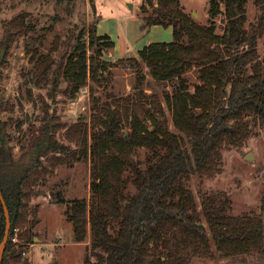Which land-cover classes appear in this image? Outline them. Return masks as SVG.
<instances>
[{"label":"trees","instance_id":"1","mask_svg":"<svg viewBox=\"0 0 264 264\" xmlns=\"http://www.w3.org/2000/svg\"><path fill=\"white\" fill-rule=\"evenodd\" d=\"M247 2L210 0L209 21L200 23L180 0H143L145 26H172L173 38L151 41L137 56L119 59L137 73L146 67L155 81L175 80L176 85L164 96L165 104L139 87L128 98L99 103L93 97L88 122L81 115L63 134L76 146L72 151L57 138L62 123L46 107L43 116L35 115L39 124L33 120L24 132L18 157L7 146L11 136L0 123V190L10 217L0 264H31L23 254L35 235L30 202L38 184L58 164L87 157L89 199L65 200L56 193L66 205L73 240H89L85 264H189L196 256L263 251L264 193L258 211L232 214L224 192L207 193L198 201L187 186L193 175L219 173L222 149L242 143L253 124H264V55L257 47L264 32V0H255L262 12L250 23ZM219 14L224 17L221 32L215 23ZM98 21L79 29L60 62L33 53L40 71L35 75L50 80L51 96L59 91L61 77L67 82L62 92L73 97L114 64L102 57L114 41L97 32ZM35 28V19L23 12L6 22L5 35ZM191 69L198 78L192 85L186 77ZM140 148L146 149L144 158L138 157ZM5 228L0 200V244ZM14 228L17 241L12 240Z\"/></svg>","mask_w":264,"mask_h":264},{"label":"rangeland","instance_id":"2","mask_svg":"<svg viewBox=\"0 0 264 264\" xmlns=\"http://www.w3.org/2000/svg\"><path fill=\"white\" fill-rule=\"evenodd\" d=\"M143 0H0V123H5L4 131L10 134L7 146H11L15 157L21 153L30 122L35 115L43 116L46 107L49 115L59 117L62 126L56 133L58 139L69 144L71 151L75 145L63 134L66 128L81 115L88 122L93 97L103 103L112 97L128 98L136 94L139 87L145 94H154L165 104L164 96L172 93L175 80L155 81L141 67L139 72L115 56L117 51L126 57L137 56L138 46L145 40L169 41L165 38L167 29L145 26L140 5ZM210 0H180L184 9L200 23L209 21ZM248 23L253 22L262 8L255 0L246 4ZM264 11V9H263ZM28 13L35 19L33 30L15 31L5 35L6 22L20 13ZM193 12L196 14L194 15ZM100 19L103 33L114 41L113 48H104L102 57L114 63L101 70L98 79L79 89L73 97L62 90L66 80L60 78L59 91L51 96L52 84L41 74L35 75L33 53L48 54L49 59L61 61L62 54L76 41L82 26ZM216 31L221 32L224 17H215ZM167 34V35H166ZM169 38L172 39V35ZM170 39V40H171ZM71 41V42H70ZM71 47V46H70ZM258 50L264 55V32L258 40ZM114 51V52H113ZM55 65H53V68ZM145 75L139 79L138 75ZM51 75V73H50ZM186 77L190 85L198 81L197 70L191 69ZM137 95V94H136ZM167 115L170 113L167 110ZM36 125L39 120H34ZM65 125V126H64ZM90 132V128H89ZM146 149L140 148L139 158H144ZM251 153L252 158H246ZM223 163L219 173L213 176L193 175L187 186L198 201L203 195L224 192L230 198L229 212L244 214L258 211L264 193V124H253L252 133L239 145L222 149ZM90 157L67 160L57 165L53 174L46 175L37 186L38 193L31 199V217L36 219L32 242L26 245L23 255L31 264H85L87 241L73 240V225L65 218V203L56 200V193L65 200L73 198L89 199L91 188ZM55 194V195H54ZM189 264H264V249L261 253L242 254L236 257H193Z\"/></svg>","mask_w":264,"mask_h":264},{"label":"water","instance_id":"3","mask_svg":"<svg viewBox=\"0 0 264 264\" xmlns=\"http://www.w3.org/2000/svg\"><path fill=\"white\" fill-rule=\"evenodd\" d=\"M193 14L195 15L196 13L193 12ZM246 158H252L251 153L247 154L246 155ZM0 200H1V203H2V206H3V209H4V212H5V217H6L5 233H4L3 239H2L1 244H0V263H1V260H2V257H3V252H4V249H5V245H6V242L8 240L9 229H10L9 211H8L7 205L5 203V200L3 198V195L1 193V190H0Z\"/></svg>","mask_w":264,"mask_h":264},{"label":"crops","instance_id":"4","mask_svg":"<svg viewBox=\"0 0 264 264\" xmlns=\"http://www.w3.org/2000/svg\"><path fill=\"white\" fill-rule=\"evenodd\" d=\"M148 27L162 28L160 24H152V25H150V26H148ZM96 28H97V32H98L99 34H103V32H101V31H102V28H101V21H100V19H99V21L97 22V26H96ZM162 29H164V30L167 29V32L169 33L170 37H171V35H172V38H173L172 26L163 27ZM100 30H101V31H100ZM166 35H167V34H166ZM169 35L167 36L168 38H165L166 40H170V39H171V38H169ZM151 40H152V39H151ZM151 40H150V39L145 40L144 44H142L141 46H138V48H137L136 51H138V50H139L140 48H142L144 45H146V44H148L149 42H151ZM113 52H114V51H113ZM136 53H137V52H136ZM114 55H115V56H118V57H123V56H125L124 54H122V52H119V51H117V54L114 53ZM127 56H128V55H127Z\"/></svg>","mask_w":264,"mask_h":264},{"label":"built area","instance_id":"5","mask_svg":"<svg viewBox=\"0 0 264 264\" xmlns=\"http://www.w3.org/2000/svg\"><path fill=\"white\" fill-rule=\"evenodd\" d=\"M12 240L13 241H17L18 240V237H17V228H14V233H13V236H12Z\"/></svg>","mask_w":264,"mask_h":264}]
</instances>
